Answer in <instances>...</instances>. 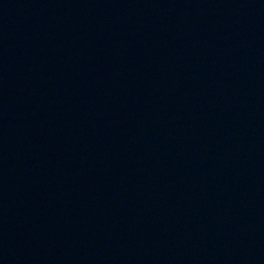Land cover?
Returning a JSON list of instances; mask_svg holds the SVG:
<instances>
[{
	"label": "water",
	"instance_id": "obj_1",
	"mask_svg": "<svg viewBox=\"0 0 264 264\" xmlns=\"http://www.w3.org/2000/svg\"><path fill=\"white\" fill-rule=\"evenodd\" d=\"M0 264H264V0H1Z\"/></svg>",
	"mask_w": 264,
	"mask_h": 264
}]
</instances>
